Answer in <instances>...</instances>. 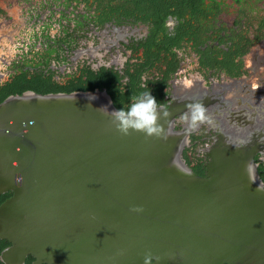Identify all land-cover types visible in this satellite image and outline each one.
Listing matches in <instances>:
<instances>
[{
    "label": "water",
    "instance_id": "obj_1",
    "mask_svg": "<svg viewBox=\"0 0 264 264\" xmlns=\"http://www.w3.org/2000/svg\"><path fill=\"white\" fill-rule=\"evenodd\" d=\"M113 109L104 90L0 103L2 264H264L251 139L213 152L200 178L182 160L174 109L161 108L159 135L117 131Z\"/></svg>",
    "mask_w": 264,
    "mask_h": 264
},
{
    "label": "flooded vegetation",
    "instance_id": "obj_2",
    "mask_svg": "<svg viewBox=\"0 0 264 264\" xmlns=\"http://www.w3.org/2000/svg\"><path fill=\"white\" fill-rule=\"evenodd\" d=\"M20 74L61 91L95 83L125 108L149 90L174 109L195 175L205 177L213 152L250 138L264 184V0H0V91ZM194 102L206 119L190 127ZM10 246L0 238V264Z\"/></svg>",
    "mask_w": 264,
    "mask_h": 264
},
{
    "label": "clouds",
    "instance_id": "obj_3",
    "mask_svg": "<svg viewBox=\"0 0 264 264\" xmlns=\"http://www.w3.org/2000/svg\"><path fill=\"white\" fill-rule=\"evenodd\" d=\"M74 97L71 99L73 100ZM88 100L95 99L94 93L87 94ZM104 109L105 106H100ZM162 106L158 107L156 98L150 94L149 90L137 94L128 106L120 107L112 110L114 117L113 126L115 129L123 134H127L129 129L134 131H141L145 135H159L161 125L158 122V116L166 115V112L161 111ZM206 119L204 116V107L200 102H194L190 106L189 126L195 127L197 121ZM245 171L251 175V164H245ZM145 264H148V257H145Z\"/></svg>",
    "mask_w": 264,
    "mask_h": 264
},
{
    "label": "trees",
    "instance_id": "obj_4",
    "mask_svg": "<svg viewBox=\"0 0 264 264\" xmlns=\"http://www.w3.org/2000/svg\"><path fill=\"white\" fill-rule=\"evenodd\" d=\"M93 80L94 79L92 77L91 81ZM93 87H95V83L94 84L90 83L86 88H84L83 82L77 80L76 83H73V85H70L66 89L61 91L51 82H48L47 80L43 79L38 74L33 75L30 78H28L26 74H20L15 78V81H13L11 84L7 85V87H5L0 91V103L8 96L21 95L26 91H32L34 93L44 95V94L59 93V92L71 93L72 91H79V90L82 91V89L92 92ZM108 93L113 98L112 101L114 106L116 108H119L120 105L123 104V101H120L119 99L116 100L115 94L109 88H108ZM32 260L33 259L29 257L26 261V264H30Z\"/></svg>",
    "mask_w": 264,
    "mask_h": 264
}]
</instances>
